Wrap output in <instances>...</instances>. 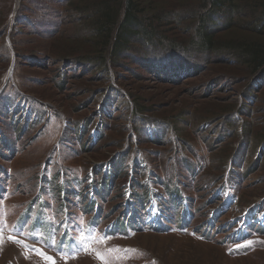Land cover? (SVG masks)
Masks as SVG:
<instances>
[{
  "label": "rangeland",
  "instance_id": "1",
  "mask_svg": "<svg viewBox=\"0 0 264 264\" xmlns=\"http://www.w3.org/2000/svg\"><path fill=\"white\" fill-rule=\"evenodd\" d=\"M90 1L0 0V264H264V73L196 51L201 0H135L104 59ZM233 1L216 46L264 41Z\"/></svg>",
  "mask_w": 264,
  "mask_h": 264
},
{
  "label": "trees",
  "instance_id": "2",
  "mask_svg": "<svg viewBox=\"0 0 264 264\" xmlns=\"http://www.w3.org/2000/svg\"><path fill=\"white\" fill-rule=\"evenodd\" d=\"M201 2V5L207 3V6L214 7L213 10H215V13L213 11L210 12V7L208 8L206 6L203 7V9L201 8L200 13L196 16L198 18V24H200V27L196 29V32L198 33V46L194 47L196 48V51H203L205 53L213 51V53H218L222 49L224 52H229L235 57H238L236 58L237 61L250 67L251 74H255L256 76L257 74L264 73V41L253 39L250 41H241L238 44L234 41L235 43H230L228 46H224V48L220 49L216 46L218 43L213 37L214 33H212L217 25L216 11L226 9L232 16L235 12V2L233 0H201ZM80 7H77V12L84 11L87 16L91 14L95 15L96 21L92 24L91 32L95 34L94 36L97 38L99 52L103 54V56H101L104 59L105 55L110 60L115 57L120 58L122 53L129 49L131 39H137L140 38V36H146L148 38V36L152 35L147 34L150 32L148 29L151 28L155 30L157 27L155 25L153 26L151 22L144 23V21L139 18L138 15L142 10L135 0H104L100 3H93L90 1L87 6ZM239 7L241 10L244 9L241 5ZM258 10L264 12V0L255 3L251 12L256 14ZM185 14L190 15L189 12ZM261 16L262 21L260 24H263L264 14ZM256 18L259 19V17ZM118 28L119 33L117 34ZM131 28L133 29V32L131 31L127 33V30H131ZM209 29L211 30L210 33ZM133 111L134 114L132 116L143 114L142 112H139L135 106ZM259 136H261L260 141H262L260 144H263L264 131L262 135L259 133Z\"/></svg>",
  "mask_w": 264,
  "mask_h": 264
},
{
  "label": "snow or ice",
  "instance_id": "3",
  "mask_svg": "<svg viewBox=\"0 0 264 264\" xmlns=\"http://www.w3.org/2000/svg\"><path fill=\"white\" fill-rule=\"evenodd\" d=\"M16 230L19 231V229H16ZM29 235H34V233H29ZM3 239H4V237H3V233L0 232V242H2ZM8 239L11 240L13 243L24 244L23 241L17 240L16 237H14V236H9ZM253 243H256V242H255V241H246V242H245V245H237V247H241V246H250V245H252ZM24 246L27 247L26 244H25ZM82 246H83V240L76 242L75 248H73V249H71V250H73V251L78 250V249L81 248ZM35 251H36V252H37V253H38V254H39L44 260H46V261H52L53 264H54L53 258H52L51 256H48L45 252H43V251L40 250V249H35ZM125 251H126V252H134V251H136V250H134V249H126Z\"/></svg>",
  "mask_w": 264,
  "mask_h": 264
}]
</instances>
